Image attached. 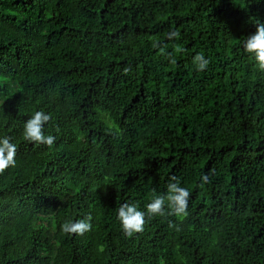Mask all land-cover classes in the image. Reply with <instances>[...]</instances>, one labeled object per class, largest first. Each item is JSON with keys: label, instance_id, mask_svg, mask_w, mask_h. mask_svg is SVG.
I'll return each mask as SVG.
<instances>
[{"label": "trees", "instance_id": "1", "mask_svg": "<svg viewBox=\"0 0 264 264\" xmlns=\"http://www.w3.org/2000/svg\"><path fill=\"white\" fill-rule=\"evenodd\" d=\"M258 21L264 0H0V135L17 144L0 264H264V70L243 48ZM36 110L52 146L24 138ZM173 176L187 214L127 235L119 206Z\"/></svg>", "mask_w": 264, "mask_h": 264}, {"label": "clouds", "instance_id": "2", "mask_svg": "<svg viewBox=\"0 0 264 264\" xmlns=\"http://www.w3.org/2000/svg\"><path fill=\"white\" fill-rule=\"evenodd\" d=\"M178 36V32L170 33ZM244 50L253 55L261 70H264V23L257 22L255 33L248 35L243 41ZM174 62V61H173ZM194 62L199 71H203L210 64V58H206L203 52L194 57ZM51 114L43 110H36L23 125V135L26 140L52 146L56 136L46 133L45 126L51 120ZM17 144L12 137L0 135V173L5 169L16 166ZM190 191L182 187L179 179L171 177L167 185V193L154 196L150 202L141 209L136 203H123L118 209V219L124 232L131 236L133 233L143 231L146 216L164 215L168 209L177 217L187 214ZM91 223L81 219L76 222H67L62 225L65 233L83 234L90 230Z\"/></svg>", "mask_w": 264, "mask_h": 264}]
</instances>
